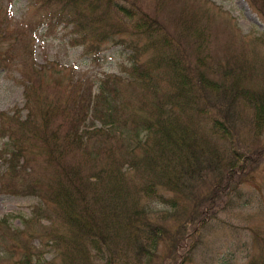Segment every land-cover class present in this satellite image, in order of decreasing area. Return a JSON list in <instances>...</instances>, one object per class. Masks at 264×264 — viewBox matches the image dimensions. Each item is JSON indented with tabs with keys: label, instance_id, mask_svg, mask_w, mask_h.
Listing matches in <instances>:
<instances>
[{
	"label": "trees",
	"instance_id": "trees-1",
	"mask_svg": "<svg viewBox=\"0 0 264 264\" xmlns=\"http://www.w3.org/2000/svg\"><path fill=\"white\" fill-rule=\"evenodd\" d=\"M37 1L44 14L36 28L62 26L70 45L94 59L101 44L124 36L117 43L131 63L124 83L107 75L95 92L77 80L68 87L56 81L44 96L39 80L27 77L25 96L39 113L27 106L25 119L0 116V137L7 139L0 194L39 200L24 226L48 219L38 236L60 258L45 262L43 251L28 246L31 235L20 231L14 241L24 251L16 264H151L165 241L167 264H191L200 240L191 236L209 202L223 190L239 199L264 158V75L262 85L252 84L249 65H215L205 52L209 25L177 20L181 31L173 32L172 16L167 25L139 0ZM248 2L264 21V0ZM6 35L0 19V43ZM259 41L264 44V32ZM21 42L0 47V69L18 58L13 48ZM21 51L32 57L23 43ZM88 116L100 126L84 127ZM151 202L179 216L190 210L188 227L171 231L152 219ZM252 260L264 264V256Z\"/></svg>",
	"mask_w": 264,
	"mask_h": 264
},
{
	"label": "rangeland",
	"instance_id": "rangeland-1",
	"mask_svg": "<svg viewBox=\"0 0 264 264\" xmlns=\"http://www.w3.org/2000/svg\"><path fill=\"white\" fill-rule=\"evenodd\" d=\"M138 3L143 10L163 19L167 25L169 23L165 18L172 16L174 19L169 28L173 32L180 29L177 20L181 25L186 19L209 25L207 40L210 43H207L205 52L214 59V64L226 65L227 60L241 67L245 64L244 68L249 65L252 71L249 81L263 84L264 44L259 38L264 32V21L248 0H139ZM40 6L37 0H0V19L4 21L7 33L0 47H15L17 41H22L17 48H13V54L18 58L8 68L0 69L1 117L25 119L29 110L27 106L34 108L36 115L39 113L36 105L27 102L24 91L27 77L39 80V93L44 96L56 81L68 87L71 81L77 80L89 84L95 92L98 81L107 75H116L123 83L128 78L129 52L117 43L124 36L112 37L101 44V53L94 59L86 55L82 47L70 45V34L62 26L50 29L42 25L36 28L37 20L44 14ZM125 38L138 39L132 36ZM22 43L32 50L30 59L22 53ZM230 66L229 63L226 67ZM130 94L134 99L136 93ZM89 126L98 128L100 125L88 116L84 127ZM241 135L246 141L250 138L246 126L241 127ZM263 140L261 137L260 141ZM6 141L5 137H0V173L6 168L2 151ZM35 152L39 158L40 151H34V155ZM261 160L252 178L241 186L239 199L233 201V194L223 190L222 196L209 202L210 212L191 236L198 235L200 238L191 264H251L254 257L264 256V158ZM38 203L39 200L32 196L0 194V264H16L22 257L24 245L14 241L15 234L20 237V231L31 235L28 246L32 250L43 251L41 257L45 262L60 261L54 247L50 244L45 246V238L38 236L42 228L50 226V221L44 217L39 218L38 223L33 222V210ZM43 209L45 215L51 216L47 208ZM150 211L152 219L165 223L171 231H176L184 223L183 230L188 227L186 222L190 210L186 215L179 216L177 210L151 202ZM32 217L33 229H27L25 220L29 221ZM168 247L169 242L160 243L153 252L151 264H167Z\"/></svg>",
	"mask_w": 264,
	"mask_h": 264
}]
</instances>
